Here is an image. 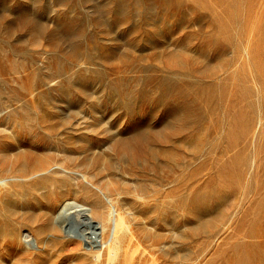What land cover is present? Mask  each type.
Masks as SVG:
<instances>
[{
	"label": "rangeland",
	"instance_id": "374dc122",
	"mask_svg": "<svg viewBox=\"0 0 264 264\" xmlns=\"http://www.w3.org/2000/svg\"><path fill=\"white\" fill-rule=\"evenodd\" d=\"M0 264H264V0H0Z\"/></svg>",
	"mask_w": 264,
	"mask_h": 264
},
{
	"label": "bare ground",
	"instance_id": "6f19581e",
	"mask_svg": "<svg viewBox=\"0 0 264 264\" xmlns=\"http://www.w3.org/2000/svg\"><path fill=\"white\" fill-rule=\"evenodd\" d=\"M71 208H73L74 211H77V213L80 214L82 218L80 222L75 220V217L72 215V211L70 210ZM92 213L93 211L89 207L80 203L69 201L64 205V207H62V210L59 212L58 217L66 219L67 223L65 231H67L68 234L82 238L87 246L92 245L97 247L99 246L97 244V239L98 237H103V233L106 227L102 228L98 221L92 218ZM111 214L112 216L110 220L112 224V230L105 242L106 244H110V242L113 241V248L111 246L109 247L110 253L113 252L114 247L117 246L118 238L115 235L116 232L125 227V223L121 216L117 217L114 212H112ZM28 240L32 241V238L31 240Z\"/></svg>",
	"mask_w": 264,
	"mask_h": 264
},
{
	"label": "built area",
	"instance_id": "2783aa9c",
	"mask_svg": "<svg viewBox=\"0 0 264 264\" xmlns=\"http://www.w3.org/2000/svg\"><path fill=\"white\" fill-rule=\"evenodd\" d=\"M25 240H26V242H30L28 239H27V234H25ZM97 244L100 246L101 244H102V241L99 239V237H98V239H97Z\"/></svg>",
	"mask_w": 264,
	"mask_h": 264
}]
</instances>
